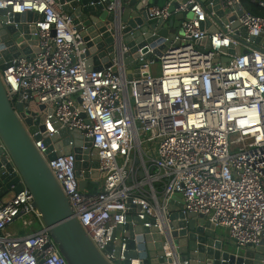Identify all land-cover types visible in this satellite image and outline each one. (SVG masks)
Instances as JSON below:
<instances>
[{
	"label": "built area",
	"instance_id": "2783aa9c",
	"mask_svg": "<svg viewBox=\"0 0 264 264\" xmlns=\"http://www.w3.org/2000/svg\"><path fill=\"white\" fill-rule=\"evenodd\" d=\"M218 1L227 22L199 0L146 6L148 20L168 23L183 14L181 33L165 37L158 62L132 67L129 80L116 58L110 67L87 70L83 38L59 0H0V9L12 14L43 17L26 24L35 28L39 53L12 59L0 79L14 109L44 105L36 112L45 115L44 129L29 136L73 217L110 264L126 260V239L112 237L129 212L163 233L178 193L183 214L226 229L238 249L264 238V16L249 13L240 0ZM252 2L264 9V0ZM156 64L159 74L151 70ZM62 129L91 139L97 150L98 178L83 191L72 153L46 158L45 140ZM0 149L11 163L1 141ZM17 221L26 233L7 230ZM0 264H67L26 188L0 200Z\"/></svg>",
	"mask_w": 264,
	"mask_h": 264
},
{
	"label": "water",
	"instance_id": "95a60500",
	"mask_svg": "<svg viewBox=\"0 0 264 264\" xmlns=\"http://www.w3.org/2000/svg\"><path fill=\"white\" fill-rule=\"evenodd\" d=\"M59 2L83 38L84 43L79 48L85 52L87 70L110 67L111 61L116 58L122 60L129 80L132 67L138 68L145 60L158 62L168 47L164 38L171 39L173 34L181 33L179 26L184 17L178 14L168 23L148 20L144 8L150 4L149 0ZM199 2L208 13L215 12L223 22H227L222 17L218 0ZM173 6L176 7L177 2H173ZM42 19V16L32 12L12 14L10 7L0 9V71L8 68L12 59L22 55L33 58L39 53L36 38L31 35L35 33V28L26 24ZM233 26H237V23ZM259 40L255 39L256 43ZM205 43L208 48L206 39L202 41V44ZM228 52L233 54V50ZM141 55L143 61L139 60ZM44 108V105L38 106L39 111ZM44 119V114L38 116L36 112L24 109L21 103H17L14 109L0 79V141L11 160V163L7 162L0 149V200L9 193H19L26 188L32 195L33 207L40 212L44 225L67 264H110L73 217L67 198L29 136V133L44 129ZM34 139L38 141L41 136L36 135ZM45 145L48 147V160L61 154L74 155L80 190L85 189L87 180L98 178L97 150L92 148L91 139H84L77 132L69 134L62 129L46 139ZM153 171L152 168L151 173ZM178 200H182L179 193L170 201V223L162 224L163 233L153 226L143 227L144 222L132 211L126 216V225L117 226L112 239L119 238L121 233L126 239L124 264H129V260L134 258L140 259L141 264H264V238L257 245L239 249L234 240L229 239L233 248V251H229L214 236L215 226L201 216L183 214V202L178 204ZM150 223L155 225V220H150ZM119 243L120 239L116 241V244ZM112 248L113 243H110L106 250L111 252ZM117 252L118 249H115V254Z\"/></svg>",
	"mask_w": 264,
	"mask_h": 264
},
{
	"label": "rangeland",
	"instance_id": "374dc122",
	"mask_svg": "<svg viewBox=\"0 0 264 264\" xmlns=\"http://www.w3.org/2000/svg\"><path fill=\"white\" fill-rule=\"evenodd\" d=\"M155 67H156L157 73L159 74V65L156 64ZM29 108L31 110L35 111V112H39L38 107L33 102H31ZM92 186H93L92 183L89 182L88 183V187L91 188ZM10 196H11V193H9L6 196V199H8ZM7 230L10 233H14V234H23V233H26L27 232L26 230H24L22 228V225H21V222L20 221L15 222L12 226H10L9 228H7ZM214 236L217 239H220L223 242V244H224L225 247H228L226 249H229V251H233V248L230 245V241H229V237H228V232H227L226 229L220 228V227H216L215 228V231H214Z\"/></svg>",
	"mask_w": 264,
	"mask_h": 264
},
{
	"label": "trees",
	"instance_id": "16d2710c",
	"mask_svg": "<svg viewBox=\"0 0 264 264\" xmlns=\"http://www.w3.org/2000/svg\"><path fill=\"white\" fill-rule=\"evenodd\" d=\"M241 4L249 13L255 16H264V9L258 7L252 0H240Z\"/></svg>",
	"mask_w": 264,
	"mask_h": 264
},
{
	"label": "crops",
	"instance_id": "0c3cea01",
	"mask_svg": "<svg viewBox=\"0 0 264 264\" xmlns=\"http://www.w3.org/2000/svg\"><path fill=\"white\" fill-rule=\"evenodd\" d=\"M168 1H171V0H149V2H150V4L151 5H158V6H163V5H165ZM151 70L153 71V72H155L156 73V67L155 66H153L152 68H151ZM88 190H95V185H93L91 188H89L88 187ZM12 195V194H11ZM10 198V197H9ZM2 201H4V200H7L6 199V197H4L3 199H1ZM182 200H178V204H180V203H182L181 202Z\"/></svg>",
	"mask_w": 264,
	"mask_h": 264
}]
</instances>
